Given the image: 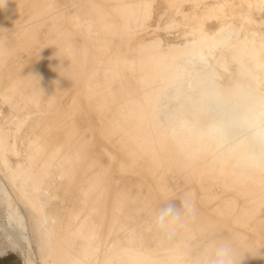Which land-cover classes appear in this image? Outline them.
I'll return each instance as SVG.
<instances>
[{"label":"rangeland","instance_id":"obj_1","mask_svg":"<svg viewBox=\"0 0 264 264\" xmlns=\"http://www.w3.org/2000/svg\"><path fill=\"white\" fill-rule=\"evenodd\" d=\"M40 1H41V3L43 5L40 3ZM79 1L77 0L78 6L76 7V4H75L76 0H72V1L71 0H69V1L68 0H66V1L65 0H63V1L62 0H59V1L58 0H49V1L48 0H33V1L32 0L31 1L30 0H25V1H22V0H19V1L18 0H0V15L2 16V17H0V20H1V22H3V23L0 22V26L3 25L2 27H0V30H1L0 35H3L5 37L8 36L7 38H8V40L10 38V43L13 41V43H11V45H10L11 47L14 46V43H15V46H17L16 47L17 51L14 53V57L17 60V65L19 67H21V68L17 67L18 68L17 69V74H19V75L21 74V76L23 75V79H25V80L28 79V78H31V83L32 82L37 83V82L42 81V84L45 82L44 84H47L48 86H50L52 84L55 86L53 88L56 91L53 92V90H52V94H51V100H52L51 107L52 108L50 107V109L48 111V114L46 112L43 115L44 122L51 118L50 120L47 121V132L50 135L51 134L53 135V133L55 131L54 134L57 133L56 135H58V133H59L60 136H61V133H62L61 137L63 138V136H64V140H66L65 143L68 145L67 147L65 146V149H67L69 147L81 146V145L85 146V148H86L85 149V155L81 159L82 161L80 160L81 166L82 167L85 166V167L82 168L80 166L81 167V168H79L80 171H81L80 174H79V170H78V177L79 178L76 179V183L74 182L77 186L82 184V186H83V187L81 186L82 190L80 188H78V191L80 189V191H79L80 193L76 190L77 187L75 186V188H73V192H68L70 194H69V196H67L68 193H63V192H65L64 191V188L66 187L65 184L64 183L62 184V187H63L62 188L56 182L55 185H54L55 187L51 188L50 193L45 194L47 196H43V197H45V198H43V201H45V203L47 204L46 205L44 202H42V196H41L40 189L35 190L33 188V186L31 185V183H29L28 181L25 180V177L21 174L19 166H17V162L16 161H15V163H16L15 165L16 166L14 165V159L10 155L9 148L8 147L7 148L3 147L2 144H1L2 142L0 140V264H48V254L50 253V251L52 249V240L50 239V237L46 233L45 227L48 225L49 222L50 223L52 222V219H50V218L49 219H45L44 218L43 221H42V217L40 216L41 215L40 212H42V211H38V210L34 209L30 202H28L25 199H23V196H28L31 199L32 202L41 204V206L43 207V211L44 212H47V211H49L50 213L52 212L51 214H53L55 216H58L59 219H60V217H62L63 219L66 220V216H67V219H68V216H69L68 214L71 211L74 212L75 211L74 209H76L77 215L81 214V216L80 215L77 216V218L79 220V222H78L79 224L77 223L78 225L77 224H72L73 225L72 226L71 223H68V224L65 223L66 225L64 224V226H63V230L65 229L66 232H68V233L70 232L71 234H73L74 238L72 239L71 242L68 243V245L66 247V250L64 251L63 260H62L61 264H76V263H70L69 262L70 258L68 257V249H74V247L76 248L78 246V244L80 243V239L84 237V233H83L84 232V227H82L83 226L82 222H85L86 223L85 225H89V223H90L89 221H91V223L96 221V223L99 224V226H100L99 234L100 235L104 234V237H106L108 235H111V236L115 237V239L117 238V241L118 240L120 241V242L118 241V243H117V242H115L116 240L114 241L112 239L113 241H110V243L108 242V244L110 245L108 247L111 248V251H108V253L106 255V258L109 259V260H112V261L115 260V258L120 254L121 249L130 248V247H133V248L136 247L137 248V247H143V246H144V248L147 247V249H149V254L151 256L157 258V256L160 253V248L163 246L165 248L168 247L170 252L171 253H175L176 256H184L186 258V262L184 261L183 264H202V259L204 258L203 255L206 254L205 250H207V248L210 247V245L213 242H215L216 240L217 241H221L222 239H224V240L226 239L227 241H231L232 244H236V245H234V247L236 248V250H238L237 252H239L241 250V252H242L241 255L242 256L240 258V262H241L240 264H245V263L246 264H253V263H251L252 261H251V258H250L252 256H260V257L264 258V251H263L264 250V235L261 234V232L264 233V226H262V224L264 223V206L262 205L263 206L262 207L261 205H257L256 203H254V204L253 203H248L246 198H248L249 192H247V191H244V192L243 191H241V192L238 191L237 192L234 187H231L229 189L230 191L226 189V187H227V183L226 182H227V180L229 178H231V179L232 178L233 179L234 178H236V179L239 178L238 176H236L235 171H233V169L231 167H226L225 168V170H224L225 177L224 178H221L219 176H211L209 178H206L204 181L202 180L203 181V184H202V181L198 182V180H197V179H199L198 177H200L202 174L208 173L211 170V165L209 163L207 165L206 161H198V162H196L195 166H196V169L198 171V173L196 174L197 176L195 177V178H197L196 179L197 182H196V181H194L195 179L192 177V175L188 171L183 170L181 168L180 163L179 164L178 163H175V164L174 163H170L167 166H162V164L165 163L167 160H169L170 157H171L169 152H167L165 150L161 151V155H162L161 158H157V157L154 156V158L152 159V162H148L146 160L144 161V159L142 157L148 150L153 149L155 151H158V149L152 145L151 139H152L154 133L162 135L164 133V131H165V124L168 123V121L170 122V120L172 118L171 117H166L164 119L162 118L163 119L162 120L163 121L162 124H159L158 122H156L154 120L152 122H150L146 126H144V123L141 122V120H138L137 122L132 124L133 122L131 120H133L134 118L139 117L140 115H139V113L137 111L134 110L135 107H138L136 102L135 101L132 102L130 100V98L132 97L131 88H133V86L131 84V80L129 81L128 79H126L127 75H124V74H126V70L122 69V66L127 64L130 67V69L133 70V72L136 74V77H138V78L140 76H142V75L154 74L155 79H157L159 82H162L163 76L160 74V72L162 70V67L164 65H166V64H169V62H171V58H173L174 56L177 55V52H175L174 50L169 51L167 49H164V48L162 49L161 48L158 51L157 50L156 51L153 50L151 56L146 61H142L141 56H138V55H134L132 60L128 59L127 57H124V55H129L130 54V52H131L130 49H131V47H133L135 45L134 43H135V41L137 42V39L141 38L139 40L145 41L146 38L149 35H148V32L145 33V31H142V32H140V35L142 37L138 33L135 37H130V38L125 37V39H124L123 38L124 35H123V33H121L123 30H122V28H121V30L119 29L121 27V26H119V22H120L119 21V17H120L121 20H123L124 22H127V23H128V20H130V19H132V20L138 19L139 15L141 14V11H142L141 10V5L144 2H142V0H138V1L137 0H131V1L116 0L119 3L116 2L117 3V4L115 3L116 6H112L113 2L110 3L109 1H106V0H100V1L98 0L99 2L102 1V3L96 2L97 0H87V1L81 0V2L83 1V3L80 2V5H79ZM88 1H89V3H88ZM15 2L17 3L16 8H14L15 5H16ZM18 2H19L20 6H18ZM68 2L69 3L72 2L71 7H72V5L75 4L74 8L73 7L72 8L69 7L68 6L69 5ZM6 3H7V5H6ZM48 3L54 4V5H50ZM57 3H59V4H57ZM67 3H68V5H67ZM109 3L111 5H109ZM206 3H208V2H206ZM209 3H211V2H209ZM46 4H48V5L45 7ZM81 4L82 5L84 4V6L82 7ZM86 4L88 6H86ZM29 5H30V7H29ZM65 5H67V7H69V8H71V10L70 9L68 10V8H67L66 11H65V8H66ZM184 5H186V4H184ZM21 6L24 7V8H22V11L20 10ZM25 6H26V8H25ZM89 6H91V7H89ZM106 6L109 7V10H111L112 13H110L111 11H107V9H106L107 7ZM33 7L35 9H33ZM52 7L55 9V11H54V9ZM110 7H112V8L110 9ZM12 8H14V9H12ZM42 8H44V9L42 10ZM86 8H88V9H86ZM100 8H101V10L103 9L102 12H101ZM5 9H6L7 12H5ZM84 9H85V11L87 13L84 11ZM112 9H114V10H112ZM17 10H18V14H16ZM57 10L60 12V14H58L59 12L57 13ZM61 10H64L63 11L64 14L62 13ZM82 10H83V12H82ZM263 10H264V8H258L257 12L260 11V13H262V12L264 13ZM8 11H10V13L12 12V14L10 15V13ZM27 11L29 13L30 12L31 13L29 14ZM68 11H69V13H68ZM114 11H116L117 13L114 12ZM70 12H72V13H70ZM24 13L26 14V16H25ZM51 13L53 14V16H52ZM65 13L67 14V17H66ZM79 13H81V14H79ZM83 13H86V14H83ZM93 13L94 14L96 13V14L94 15ZM48 14L49 15L51 14V15L48 16ZM91 14H93L94 17ZM9 15H10V17H9ZM13 15H15V16H13ZM16 15H18V17L20 19L16 18ZM57 15H59V16H57ZM28 16L30 17V19H29ZM44 16H48L49 19L47 18V20H45L46 17H44ZM3 17H4V19H6V17L9 18L10 20H12V22L9 19L4 20ZM13 17H14V20H13ZM88 17H89V19H88ZM55 18H56L57 21L55 20ZM68 18L71 19L72 21L71 20L69 21ZM117 18H118V21H117ZM39 19H40V22H38ZM65 19L68 22H66ZM109 20H110V22H108ZM5 21L8 22V23H6ZM27 21H28V24H30L29 26L27 24ZM34 21H36V22H34ZM4 22L6 24H4ZM58 22H60V23H58ZM10 23L14 24V25H12L14 27H12L10 25ZM68 23H70V24H68ZM7 24H9L12 27V29L10 30L11 32L8 30L11 27H9V25H7ZM35 24H37L36 28H35ZM46 24H47V26H46ZM50 24H52V26ZM64 24H66V26H67L66 28H64L65 27ZM4 25H5V27H4ZM21 26L24 27V28L21 29L20 28ZM25 26L27 28H25ZM81 26H83V28H85V29H83ZM33 27L35 28V30H34ZM75 27H76V29H75ZM53 28L54 29L56 28V30H54ZM4 29H6V30H4ZM29 29H30V31H29ZM65 29H67V30H65ZM71 29H73V31H71ZM94 29H96V30H94ZM15 30L18 31V32H16ZM42 30H44L45 32L43 31V33H42ZM50 30H52L51 33L49 32ZM99 30H101V31H99ZM115 30L116 31L118 30V31L116 32ZM63 31H66V32H63ZM69 31H70V33H69ZM113 31H114V33H113ZM119 31H120V33H119ZM20 32H23L24 34L21 36ZM53 32H55L54 34H57V35H54ZM79 33H81V34H79ZM143 33H145V40H144ZM25 34H26V36L28 38H26ZM33 34H36V35L33 36ZM11 35L14 36L12 41H11V38H12ZM15 35H17V36H15ZM155 35H157V33H155ZM35 36H36V38H35ZM49 36H51L52 38L49 37ZM79 36L80 37L82 36L83 39L81 40V38ZM22 37H24V38H22ZM32 37H33V39H32ZM41 37H43V38H41ZM119 37H121V38H119ZM14 38H15V40H14ZM29 38L31 39V41H30ZM79 38L81 40L79 42L80 44H81V42L84 44L86 41H87V43H85L84 45L82 44V46L79 43H77L79 46L76 43L75 44L73 43V45L77 46V48L75 46L71 45L72 42H73L72 40H74V41L77 40V42H78ZM86 38H87V40H86ZM47 39H49L50 41L47 40ZM63 40H64V42H68V43L62 42ZM66 40H68V41H66ZM107 40H110V41H108V42H110L109 44H108V42H106ZM115 40L118 41V42L115 43ZM60 41L62 43H64V44L62 45V43H60ZM127 41H128V43L125 44V42H127ZM58 42L60 44H58ZM70 42H71V44H70ZM95 42H96L97 46L95 45ZM113 42L116 45L113 44ZM21 43H25L24 46L20 45ZM45 43H48V44L45 45ZM89 43H91V44H89ZM121 43L123 45H125V46H122ZM28 44H29V46H28ZM87 44H88V46H87ZM33 45H34V48H32ZM57 45L58 46L60 45V48L57 47ZM89 45L92 48V50H90L91 53L89 52V48H90ZM25 46H27V47L24 48ZM116 46H117V48H116ZM126 46H128V49L126 48ZM35 47H37V48H35ZM16 48H15V50H16ZM22 48L24 50H22ZM27 48H29V51H28ZM41 49L44 52V53L42 52V54H41ZM66 49H68L69 51L66 50ZM76 49H77L76 52H78V53H75L74 50H76ZM93 49H94V51H93ZM55 50H57V51H55ZM115 50H117V51H115ZM119 50H120V52H119ZM37 51H38V53H37ZM48 51H50L51 54ZM168 51H169V53H168ZM23 52H24L23 55H20V56L18 55V59H19L18 60L17 59V54H22ZM92 53H93V55H92ZM109 53H111V55H109ZM30 54H32V56ZM36 54L37 55L40 54L39 58H36V57H38ZM44 54H45V56H44ZM48 54H50V56ZM66 54L69 56V59H67L68 56H66ZM77 54H78V57H76ZM90 55H92V58H91ZM106 55H107V57H106ZM21 56H23V57H21ZM30 57L31 58L34 57L33 59L35 61L33 59H31ZM53 58L54 59L56 58V59L54 60ZM104 58L105 59L108 58V59L105 60ZM256 58L258 60H264V52L258 53L256 55ZM88 59H89V61L87 63ZM47 60H49V61L51 60V61L49 62ZM28 61L29 62L31 61L30 63L32 65ZM18 62H20L19 63L20 65L18 64ZM58 62L60 64V66H59ZM249 62H250L249 60H246L244 65H243L244 66L243 69L241 71H239V72L238 71L235 72L234 68L231 69L232 73L224 72V76L226 78H228V80L226 82H224V83H220L219 81H217L215 79L212 82V84H210L206 88H202V89L186 88L181 93L180 97L176 100V106H178L179 111L181 113H184V114H188V113H191V112H194V113H197V114H202L203 112L208 110V114H215L216 112L220 111L222 108L226 107V108H232L233 112H235L236 114H242V112H245L246 110H248L250 108L251 109L252 108H260V109L264 108V89H263V86L260 87L253 80L254 72H253L251 66L249 65ZM49 63H50V65H49ZM67 63H70L69 64L70 66ZM107 63H109V64H107ZM23 64H25V65H23ZM46 64L49 65V66H47ZM86 65H87L88 68L86 67ZM96 65H97V67H96ZM29 66H30V68H29ZM68 66H69V68H68ZM89 66H90V69H89ZM100 66H102V67H100ZM24 67L27 68L26 69V73H27L28 68H29V73L25 74V72H24L25 70L22 71V68L25 69ZM70 67H71V69H73V67L75 68V69H73V72L70 69ZM44 68L47 69V71ZM59 68L61 70H59ZM62 68H63V70H62ZM35 69H36V71H35ZM54 71H56L55 74H58L57 76H55ZM57 71L60 72V73H57ZM62 72H63V74H66L65 76H67V77H65L62 74ZM66 72H69V74L66 73ZM70 72L73 73V75L70 74ZM74 72H76V73H74ZM81 72H82V74H81ZM75 74H77V76ZM52 75H53V77H52ZM61 75H63V77H65L64 80H63V77ZM71 75L75 79L72 78ZM31 76L32 77L34 76V77H37V78H34V77L32 78ZM67 78H68V80H67ZM82 78L86 81V83H84L85 81ZM92 78H94L95 80L92 79ZM88 79H92L94 81L88 80ZM100 79H102V81ZM78 81H80V82H78ZM125 81H126V83H125ZM55 82H56V84H55ZM118 82H120V84L122 83L121 86H120V84H118ZM93 83H94V85H92ZM112 83H113V85H112ZM127 83L129 85H127ZM28 85L29 86L27 87V84H26L25 87L26 88H30L31 84L28 83ZM57 85H58V87H56ZM78 86H79V88H78ZM85 86H86V88H85ZM66 87H68L69 89L68 88L66 89ZM115 88L119 89V91L118 90L116 91ZM75 89H76V91L78 93L79 92L80 93L78 94L75 91ZM84 89H85V91H82ZM70 90H71V92H70ZM210 90H215V91H217L219 93V96H218L219 97L218 98L219 101L217 102V107L216 108H211V106H210L211 101L205 99V97H206L205 95L209 94L208 91H210ZM72 92H73V94H69V93H72ZM114 92H116L117 94L114 93ZM56 93H58V95ZM61 93H62V95H63V93H64V95L65 94L67 95L66 96L67 102H66V98H64L63 97L64 95L62 96ZM113 94H115V96ZM56 95H57V98H56ZM78 95H79V97H78ZM119 97H123L122 100H124V101L122 102V100L119 99ZM124 97L127 98V99H125ZM55 98H56V100H55ZM80 98L82 99V101L85 99V101H83V103L84 102L87 103V104L85 103L86 105H84V107H82L83 104H81V102L79 103V101L81 100ZM57 100H58V102H57ZM69 100H70V102H69ZM118 100H120V101H118ZM89 103L92 104V106ZM93 103H94V105H93ZM128 103H130V104H128ZM79 104H81V105H79ZM116 105H119V109L121 108L120 110L123 111V112H120V110L117 109L118 107ZM85 106H86V108H85ZM87 107L90 108V109H87ZM112 108H113V111H112ZM85 109L87 111L89 110L87 114H86L87 111ZM93 109L96 110V111L94 110L95 114L93 113ZM124 110H125V112H124ZM114 111H115V115H114ZM116 111H118V112H116ZM91 113L93 114V116H92ZM5 114H6L5 110L3 109L2 105L0 104V117L5 115ZM46 114L48 115V117H47ZM45 115H46V117H45ZM90 115H91L92 119H90ZM94 115H96V117ZM82 116L83 117L85 116V117L83 118ZM88 116H89V121H88ZM238 116L239 115H237L236 118H238ZM94 117L96 118V120H95ZM114 117H115V119L113 120L112 118H114ZM45 118H46V120H45ZM57 118H59V119H57ZM76 118L77 119L79 118L80 121L77 120ZM83 119H85V120H83ZM86 119H87V121H86ZM93 119H94V121H93ZM64 120L67 123L64 122ZM204 120H205L204 122H197L196 126H200L203 129H207L211 125L217 123L220 119H218V118H210L208 120H206V119H204ZM128 121H130V122H128ZM139 121H140V123H138ZM51 122H53V123L51 124ZM60 122H61V124H60ZM88 122H91V123H89L90 126L88 125V128H86L85 125H87ZM95 122L97 123L98 126H95L96 124L93 125V123H95ZM108 122L110 124L112 123L113 125L112 124L109 125ZM125 124H127V125L125 126ZM130 124H132L134 126H132V128H131V126H129ZM106 125L107 126L109 125L110 127H113V128H110L109 126L107 128ZM68 126L71 127V128L74 126V128L72 129L73 133H74L75 129L77 128L76 131H75L76 134L75 133L72 134L71 133L72 130H70L71 128L67 129ZM93 127H95V129L98 127L96 129L97 133L95 132L96 130ZM99 127H100V131H98ZM101 127L103 128V131L105 130L104 132H102V135H101V131H102ZM68 130H69V132H68ZM117 131H119V132H117ZM80 132L82 134H80V136H78ZM92 132H95L96 134H94ZM99 132H100V135H99ZM89 133L91 134V135H89L90 137L88 136ZM115 133H116V135H115ZM85 135H86V137H85ZM96 136H97L96 139H98L97 142H96V139H95ZM109 137H110V139H109ZM100 138H101V141H99ZM102 138L104 139V142L105 141L109 142V143L106 142L107 144H109V147L112 146L110 149H112V148L115 149L116 148L115 150L113 149V151L114 152H119L120 156H119L118 153L117 154L114 153L109 148L107 149L106 147H108V146L105 145L106 143L103 144L104 142H102V140H103ZM116 138H117V140H119V142H117ZM76 139H77V141L75 142ZM114 140H116V141H114ZM93 141H95V142H93ZM96 143H97V145H95ZM100 143L105 145V146L103 147V145H100ZM110 143H111V145H110ZM126 143H129V145L126 144ZM98 144L100 145V147H99ZM89 145H90L91 148L89 147ZM119 146L121 147V149H120ZM130 146H131V148H130ZM95 147H97V148H95ZM101 147H102V149H101ZM92 148H93V151H94L93 154H92V150H91ZM123 148H126L128 151H125L126 149H123ZM94 149L96 150V152H95ZM100 150L104 153V155L107 158H105L104 155H102V152ZM138 151H139V153H138ZM90 155H92V156H90ZM127 155H129L130 158ZM8 156H9V158L10 157L11 158L9 159ZM93 157H95V158L93 159ZM120 158L123 159L124 162L121 161ZM126 158H128V159H126ZM131 158H132V160H131ZM141 158H142V161H141ZM117 159H119V164H118V161L116 162ZM129 159H130V161H129ZM11 160H13V161L11 162ZM91 160H92V162H91ZM107 160H109V161H107ZM87 161L91 162V163L88 164ZM85 162L87 163V165L85 164ZM105 162L107 163L106 166H105ZM139 162H142V163H139ZM172 162H174V161H172ZM116 163H117V166L115 165ZM204 163H205V165H204ZM113 164H114V166H113ZM149 164H151V165H149ZM137 165H138V167H137ZM86 166H88L89 168L88 167L86 168ZM144 166H146V167H144ZM92 167H93V169H92ZM99 167H100V169H99ZM115 167H116V169H115ZM113 169H114L115 172H117V171L118 172L121 171V172H119V173L117 172V173L114 174ZM165 169L167 171H165ZM110 170H112L113 173ZM175 170H176L177 174H176ZM106 171H108V173L111 172L108 175L106 180H104V181L96 180L98 175H100V174H102L103 172H106ZM82 172H85V173L81 175ZM91 172H92V174H90ZM144 172L147 173V174L145 175ZM155 174H158L159 176L154 177V176H156ZM169 174H170V176H169ZM142 175H145V176H142ZM176 175L177 176L181 175L182 177L180 176L181 177L180 178L179 176L177 177ZM120 176L125 178V179L123 180V178H122L123 181L119 180ZM125 176H127V178ZM146 176L148 177V179L144 178ZM168 177H170L169 178L170 180L168 179ZM174 177H175V179L177 181H175ZM191 177L193 178V180H192ZM110 178H112V180ZM113 178L117 179V180H115V182H113ZM128 178H131V180L128 179ZM149 178H150V180L151 179H153V180L155 179V180L150 183V182H148V181H150ZM82 179H83V181H82ZM127 179H128L129 182L127 181ZM139 179L142 182V184H141L140 181H137L139 183V185H140V186L138 185V187H137L136 185L138 183L136 182V180H139ZM141 179L144 180V181H142ZM183 180H184V182H183ZM206 180L208 181L207 183L209 185L211 184L210 186H207L208 184L206 183ZM132 181H133V183L131 184ZM166 182H168V184L169 183L172 184L173 182H176V183H173L172 185H170V184L168 185ZM186 182L188 184H186ZM100 183H104L107 186V188L105 190V193L101 194V196H98L99 194H97V195L96 194H90L91 196L89 194H87L89 192L88 190L92 191L94 186L96 184H100ZM127 183H128V185L131 184L129 186L130 188L128 187ZM56 184L60 187V188L58 187L59 190H61L63 192H61L59 190L55 191V188L58 189ZM148 184H150V185H148ZM195 184L196 185H198V184L200 185V187L198 185V187H199L198 189L199 190L197 189V192L199 193V195H197V196L200 197L201 199L200 198L198 199L197 196H195L197 194L196 185ZM86 185H88V186H86ZM114 185H116L114 187V188H116V191L117 190H121L120 193L118 191H117V193L113 192V191H115V189L113 188ZM173 185H175V186H173ZM184 185H185V187H184ZM126 186H127V189H126ZM133 186H134V188H133ZM145 186H146L148 191L145 190L146 189ZM187 186H188V188H187ZM212 186H213V188H212ZM215 186H216V188H215ZM155 187H157V188H155ZM181 187H183V188H181ZM204 187L209 190L208 193H206V194L203 193V192H205L207 190V189L205 190ZM184 188H187V189H184ZM222 188H224L225 190H222ZM74 189H75V191H77L76 194L74 192ZM130 189H131V191H130ZM194 189H195V191H194ZM85 190H87V191H85ZM110 190H112V191L110 192ZM156 190H159V191H156ZM183 190L186 193L185 192L183 193ZM124 191L125 192L128 191V193L127 192L125 193ZM181 191H182V194H181ZM135 192H138V193H135ZM143 192H144V194H143ZM200 192H202V193H200ZM210 192H212V193H210ZM222 192H223V194H221ZM225 192L227 193V195L225 194ZM230 192L232 194H230ZM71 193H73V194H71ZM78 193H79V195H78ZM5 194H6V196H5ZM38 194H39V197H38ZM86 195H89L88 197H90V198H95L94 195H96V198H99L97 200V202L95 203V204H98V205H94L95 208L92 207L93 209H91L89 207L90 203L86 202V200H85ZM178 195H180V196H178ZM64 196H67L68 198L67 197L65 198ZM190 196H191V198H190ZM235 196H237V197H235ZM180 197H182V199ZM71 198H72V200H70ZM186 198L188 199V201L190 200L189 202H190V205L193 207V212H191L190 214H188L184 218L183 224L185 225V227H183L184 225L182 224L181 226H179V227H177L175 229V234L172 235V236H175L176 239H175V237H173L174 239H171V236L168 237V235H166L165 233H161V231H159L155 227H153V218H154L155 214L157 213V211L160 208L164 207L167 204H174L176 206L178 205V207H182L181 202L184 199H186ZM80 199L83 201V203L85 205L83 203L77 202V200H80ZM102 199H103V201H106L105 202L106 204L104 202H102ZM239 199H241V200H239ZM60 200H61V203H60ZM120 200H122V201H120ZM136 200H138V201H136ZM154 200H156V201H154ZM159 200H162V201L160 202ZM163 200H165V201H163ZM204 200H205V202H204ZM242 200H244V201H242ZM52 201H53V203H52ZM99 201L102 202V204ZM239 201H240V203L243 206L239 203ZM196 202L198 203L197 205H196ZM214 202H215V205H214ZM199 203L200 204H204V205H200ZM64 204H66V205H64ZM82 204H83V206H82ZM150 204L153 205V206H151L152 209L150 207H148V206H150ZM246 204H248V205L244 206ZM145 205L147 206V209H146ZM198 205L201 207L200 208L201 210L197 209V208H199ZM207 205L213 206L214 209L211 206L209 207ZM9 206L14 208V209H16V210H18V213H20V216L24 220L25 228L23 227V225L20 222H18L17 215L14 214L13 211H11ZM47 206H48L49 210H48ZM65 206L66 207L69 206V207L66 208ZM196 206H198V207H196ZM63 207H65V209L67 211L66 210L64 211V209H62ZM204 207H205V209H204ZM58 208L60 209L61 213L59 212ZM52 209H54V210H52ZM86 209H90V210H86ZM202 209L205 211V215L203 214L204 211ZM261 209L263 210L262 211L263 214L260 212ZM85 210H86V212H85ZM206 210H208V211H206ZM236 210H238V211H236ZM57 211L59 212L58 213L59 215L57 214ZM151 211H153V212H151ZM259 212L261 213V216H263V217L260 216ZM63 213H65V215L66 214L67 215L65 216ZM152 213H154V214H152ZM207 213L209 215H207ZM225 213L227 215L228 214H231V215L227 216ZM82 214H83V216H82ZM210 214H212V215L210 216ZM213 214H214L215 220H213V222H212V219H214L212 217ZM99 215H101L102 217L99 216ZM232 215H233V217H232ZM194 216H196L198 218H196ZM200 216L201 217L203 216V219H201L199 221V217ZM208 216L210 217V220H208V218H209ZM188 217H190V218H188ZM191 217H193V218H191ZM219 217L220 218L222 217V218L220 219ZM244 217H245V219H244ZM95 218H96V220H95ZM101 218H102V220H104V219L105 220L102 221ZM216 218H217V221L219 219V220H221V222L222 221H227V222H225V223L222 222L223 225L222 224L220 225V223H219L220 221L216 222ZM112 219H113V221H112ZM186 219H188L189 221L186 220ZM191 219H193L194 221L191 220ZM205 219H207L209 222H206L207 220H205ZM255 219H257V220H255ZM230 220H233L232 223L236 227L233 226V224H232V226H230L231 225ZM115 221H117L116 222L117 224H115ZM210 221L216 227L217 226L219 227V225H220L219 229H217L218 228L217 227L216 230H215L214 226L212 225V223ZM254 221H255V223H254ZM228 222H230V223L228 224ZM252 222L254 223V225L252 224ZM112 223H114L115 225H113ZM132 223H133V225H132ZM204 223H205V225H204ZM207 223H210V224H207ZM225 224H228V225H225ZM102 225H103V227H102ZM190 225L192 227L194 226V228H196V230H193L190 227ZM209 225H212L213 227H211ZM260 225H261V227H260ZM187 226H188V228L190 227L191 229H188ZM197 226L198 227L200 226V227L198 228ZM255 226H256V228H255ZM182 227L188 229L187 235L183 238V241L186 242L188 247L185 246L186 244H185V242L182 241V237L177 236V235H179V233H181V230H182L181 228ZM204 227L208 228V229H205ZM231 227H235V229L231 228ZM247 227H248V229H246ZM70 228H71L72 232L70 231ZM108 228L109 229H113V231L109 230ZM203 228L205 229V231H203L204 230ZM222 228H224V229L222 230ZM249 228H250V230H249ZM209 229L211 231H209ZM232 229H234V231ZM240 229H243L244 231L245 230L248 231L249 234L246 231H245V233H247V234H245L243 232V230H241L242 232H240ZM259 229H261V230H259ZM262 229H263V231H262ZM206 230H208V231H206ZM227 230H228V233H230V234L227 233ZM110 231H112V233L116 232L117 234L112 235L111 233H109ZM124 231L125 232L127 231V232L125 233ZM133 231L134 232H138V234L135 233L134 236H133L134 238L132 237L131 241L123 239L124 236H128L129 233H131ZM190 231H192L193 233L190 232ZM199 231H200V233H201V231H203L201 233L202 235L201 234H197V233H199ZM213 231H214V233H213ZM237 231L240 232V233H238ZM259 231H261V232H259ZM120 232L123 233V234L125 233V234L122 236V234ZM205 232H207V233H205ZM234 232L236 233V235H234L235 234ZM119 233L121 234V236H119L120 235ZM189 233H192L191 234L192 236L189 235ZM252 233H254V234L252 235ZM154 234H156L157 236L154 235ZM209 234H210V238L209 237L206 238L207 236H209ZM227 234H228V237H226ZM138 235H139V237H137ZM219 235H221L222 237H220ZM249 235H251V237ZM254 235H256V236L254 237ZM212 236H213V238L211 239ZM232 236H233V239H230V238H232ZM246 236L249 237L250 239L247 238ZM262 236H263V238H262ZM118 237H122V238H120L122 240H120ZM163 237H166V238L163 239ZM199 237H202L203 239H201ZM223 237H225V238H223ZM256 237H258V238H256ZM167 238H168V240H167ZM180 238H181V240H180ZM195 238L196 239H200L201 241H203L202 244L199 241L200 244H201V245H199V243H197L198 240L196 241ZM227 238H229V240ZM244 238H246V239H244ZM159 239H161V240H159ZM162 239L164 240V243H163ZM185 239L186 240L188 239L187 241H189V242H187ZM191 239L192 240L194 239V240L192 241ZM205 239L206 240L209 239V240L206 241ZM214 239H215V241H214ZM133 240H134V242L137 241L135 244L138 243L135 247H134V244H132V243H134ZM237 240H238V242H237ZM240 240L242 242L239 243ZM247 240H249V242H246ZM251 240H253L254 242L251 241ZM125 241H126L127 244L124 243ZM173 241H175L176 243L173 242ZM209 241H211L212 243L209 244L210 243ZM102 242H103L102 246H105L104 245L105 241H102ZM190 242H194L195 245L194 244L192 245V243H190ZM128 243H130V244H128ZM170 243H171V245H170ZM257 243H260V245L257 244ZM120 244H122V248H121ZM131 244H132V246H131ZM139 244L142 245V246H139ZM163 244H165V245H163ZM173 244H175V247H174ZM176 244H177V246H176ZM113 245H114V247H113ZM117 246H118V248H116ZM153 246H156V247L154 248ZM171 246H173V247H171ZM192 246H195L196 248H193ZM241 246L242 247L244 246L246 250L244 249V247L242 248ZM106 247H107V245H106ZM201 247H204V248H201ZM237 247H239V249ZM192 248L195 251H193ZM197 248H199V249H197ZM247 248H249L250 250L247 249ZM255 248H256V250H254ZM261 249H263V250H261ZM199 250H201L202 253H200ZM260 250H261V252H260ZM190 251H193L194 253H192ZM239 256H240V252H239ZM247 258H248V260H247ZM241 260H243L244 262H242ZM191 261H193V262H191ZM106 263L107 264H121V262H115V261L112 262V263H109V261H107ZM84 264H89V263H84Z\"/></svg>","mask_w":264,"mask_h":264},{"label":"bare ground","instance_id":"obj_2","mask_svg":"<svg viewBox=\"0 0 264 264\" xmlns=\"http://www.w3.org/2000/svg\"><path fill=\"white\" fill-rule=\"evenodd\" d=\"M19 1V0H18ZM25 1V0H22ZM31 1V0H30ZM33 1V0H32ZM49 1V0H48ZM59 1V0H58ZM63 1V0H62ZM66 1V0H65ZM69 1V0H68ZM72 1V0H71ZM79 1V0H78ZM83 1H87V0H83ZM83 1L81 2V0L79 1V5L80 2L83 3ZM100 1V0H99ZM98 0L96 2H99ZM109 1L110 3H112V6H116L115 3L118 2L116 0H106ZM127 1H131V0H127ZM138 1V0H137ZM29 2V1H28ZM44 2V1H43ZM55 2V1H54ZM142 2H144L141 5V14L139 15V18L136 20H128L127 22H124L123 20L120 19L119 17V26H121L119 29L121 30L122 28V32L124 35V39L125 37H135L138 33L140 35V32L145 31V33L148 32V37L145 40V33H143L144 35V40L145 41H141L139 39H137V42L135 41V45L133 47H131L130 49V54L129 55H124V57H127L128 59L132 60V58L134 57V55H138L141 56L142 61H146L152 54L153 50L154 51H158L159 49H167L169 51L174 50L175 52H177V55L174 56L173 58H171V62H169V64H166L162 67V70L160 72V74L163 76V80L162 82H159L157 79H155L154 74H149V75H142L139 78L136 77V74L133 72L132 69H130V67L126 64L122 66V69L126 70V79H128L129 81L131 80V84L133 86V88H131V95L132 97L130 98V100L132 102H136L138 107H135V111H137L139 113V117L134 118L133 120H131L132 124H134L135 122H137L138 120H141V122L144 123V126L148 125L150 122H152L153 120L158 122L159 124L163 123V119L166 117H171L172 119L170 120V122L168 121V123L165 124V131L162 135L154 133L152 139H151V143L154 147H156L158 149V151H155L153 149L148 150L142 157L144 159V161H148V162H152V159L155 157L157 158H161V151L165 150L167 152H169V154L171 155L170 159L167 160L165 163L162 164V166H167L170 163H180V166L183 170L188 171L192 177L195 179L194 181H196L197 178H195L198 173L197 169H196V162L198 161H206L207 165L208 163L211 165V170L208 173L202 174L200 177H198L199 179L198 182L200 181H204L206 178H209L211 176H219L221 178L225 177L224 174V170L226 167H231L233 169V171H235L236 176H238L239 178H229L227 180V187L226 189L229 190L231 187H234L236 189V191H247L249 192V196L248 198H246L248 203H256L257 205H263L264 206V108H250L248 110H246L245 112H242V114H236L235 112H233L232 108H222L220 111L216 112L215 114H208V110H206L205 112H203L202 114H197L194 112L188 113V114H184L181 113L179 111L178 106H176V100L180 97L181 93L186 89V88H192V89H202V88H206L208 87L210 84H212V82L216 79L217 81H219L220 83H224L228 80V78H226L224 76V72H229L232 73L231 69L234 68V71H241L243 69V65L245 63L246 60H249V65L251 66L254 75H253V80L261 87L263 86L264 89V60H258L256 58V55L260 52H264V13H260L257 12L258 8H264V0H142ZM167 2V3H166ZM169 2V3H168ZM208 2V3H206ZM211 2V3H209ZM16 3V2H15ZM21 3V2H20ZM32 3V2H31ZM41 3V1H40ZM47 3V2H46ZM62 3V2H61ZM69 3V2H68ZM67 3V5H68ZM74 3V2H73ZM87 3V2H86ZM89 3V1H88ZM99 3H102L99 2ZM109 3V5H111ZM119 3V2H118ZM24 4V3H23ZM22 4V5H23ZM42 4V3H41ZM50 4V3H48ZM46 4L45 7L48 5ZM59 4V3H57ZM72 2L69 3V7H71ZM76 7L78 6L77 4V0H76ZM74 4V5H75ZM95 4V3H94ZM98 4V3H97ZM105 4V3H104ZM117 4V3H116ZM186 4V5H184ZM188 4V5H187ZM7 5V3H6ZM36 5V4H35ZM43 5V4H42ZM50 5H54V4H50ZM67 5H65V11L68 8V10L73 7L74 5H72L71 8L67 7ZM12 6V5H11ZM17 3L15 5L14 8H16ZM18 6L19 2H18ZM81 6L83 7L84 4ZM86 6H88L86 4ZM258 6V7H257ZM30 7V5H29ZM91 7V6H89ZM88 7V8H89ZM94 7V6H93ZM107 7V6H106ZM10 8V7H9ZM12 8V9H14ZM18 8V7H17ZM22 7L21 6V11H22ZM26 8V6H25ZM32 8V7H31ZM41 8V7H40ZM53 8V7H52ZM51 8V9H52ZM64 8V7H63ZM81 8V7H80ZM86 8V9H88ZM112 7H110L111 9ZM114 8V7H113ZM136 8V7H135ZM257 8V9H256ZM33 9H35L33 7ZM44 8H42L43 10ZM54 9V8H53ZM77 9V8H76ZM75 9V10H76ZM82 9V8H81ZM105 9V8H104ZM107 11H111L109 10V7L106 8ZM24 10V9H23ZM78 10V9H77ZM101 10V8H100ZM103 10V9H102ZM101 10V12H102ZM114 10V9H112ZM261 10V9H260ZM55 11V9H54ZM62 13L64 14V10H61ZM85 11V9H84ZM89 11V10H88ZM264 11V10H263ZM5 12L6 9H5ZM10 13V11H8ZM15 12V11H14ZM28 12V11H27ZM59 11L57 10V13ZM75 12V11H74ZM79 12V11H78ZM83 12V10H82ZM86 12V11H85ZM116 12V11H114ZM29 13V12H28ZM31 13V12H30ZM29 13V14H30ZM53 13V12H52ZM51 13V14H52ZM67 13V12H66ZM65 13V14H66ZM69 13V11H68ZM67 13V14H68ZM72 13V12H70ZM87 13V12H86ZM83 13V14H86ZM90 13V12H89ZM92 13V12H91ZM112 13V11L110 12ZM117 13V12H116ZM12 14V12L10 13V15ZM16 14H18V10L16 12ZM25 14V13H24ZM42 14V13H41ZM50 14V15H51ZM60 14V12L58 13ZM66 14V17H67ZM78 14V13H77ZM81 14V13H79ZM94 14V13H93ZM91 14V15H93ZM96 14V13H95ZM94 14V15H95ZM114 14V13H113ZM4 15V14H3ZM9 15V17H10ZM22 15V14H21ZM48 14V16H50ZM62 15V14H61ZM60 15V16H61ZM93 15V17H94ZM116 15V14H115ZM15 16V15H13ZM26 16V14H25ZM30 16V15H29ZM28 16V17H29ZM48 16H44L46 17L45 20H47V18L49 19ZM53 16V14H52ZM51 16V17H52ZM59 16V15H57ZM69 16V15H68ZM81 16V15H80ZM87 16V15H86ZM0 17H2L0 15ZM64 17V16H63ZM97 17V16H96ZM16 18H19L18 15H16ZM15 18V19H16ZM4 19V17H3ZM9 18L6 17L7 20ZM20 19V18H19ZM30 19V17H29ZM67 19V18H66ZM65 19V20H66ZM85 19V18H84ZM89 19V17H88ZM97 19V18H96ZM111 19V18H110ZM10 20V19H9ZM14 20V17H13ZM34 20V19H33ZM44 20V19H43ZM44 20V21H45ZM53 20V19H52ZM51 20V21H52ZM56 20V18H55ZM68 20L70 21L71 19L68 18ZM108 20V19H107ZM12 22V20H10ZM30 21V20H29ZM57 21V20H56ZM72 21V20H71ZM112 21V20H111ZM118 21V18H117ZM1 22V20H0ZM6 22V21H5ZM8 23V22H6ZM14 22V21H13ZM36 22V21H34ZM40 22V19L39 21ZM54 22V21H53ZM66 22H68L66 20ZM110 22V20L108 21ZM3 23V22H1ZM15 23V22H14ZM20 23V22H19ZM26 23V22H25ZM60 23V22H58ZM117 23V22H116ZM17 24V23H16ZM28 24V21H27ZM43 24V23H42ZM49 24V23H48ZM70 24V23H68ZM87 24V23H86ZM9 25V24H7ZM10 25H14L11 24ZM9 25V27H11ZM25 25V24H24ZM30 24H28L29 26ZM34 25V24H33ZM35 24V28H36ZM44 25V24H43ZM52 26V24H50ZM54 25V24H53ZM72 25V24H71ZM70 25V26H71ZM3 26V25H2ZM0 26V27H2ZM47 26V24H46ZM64 28H66V24H64ZM95 26V25H94ZM117 26V25H116ZM5 27V25H4ZM8 27V26H7ZM14 27V26H12ZM12 27L10 29H8L9 31L12 29ZM73 27V26H72ZM71 27V28H72ZM83 28V26H81ZM16 28V27H15ZM21 29L24 27H20ZM25 28H27L25 26ZM34 28V27H33ZM34 28V30H35ZM50 28V27H49ZM62 28V27H61ZM70 28V27H69ZM68 28V29H69ZM78 28V27H77ZM81 28V29H82ZM14 29V28H13ZM54 29V28H53ZM74 29V28H73ZM73 29H71V31H73ZM76 29V27H75ZM74 29V30H75ZM85 29V28H83ZM6 30V29H4ZM56 30V28L54 29ZM53 30V31H54ZM67 30V29H65ZM96 30V29H94ZM16 31V30H15ZM23 31V30H22ZM30 31V29H29ZM44 30H42L43 33ZM59 31V30H58ZM83 31V30H82ZM101 31V30H99ZM112 31V30H111ZM116 31V30H115ZM118 31V30H117ZM116 31V32H117ZM11 32V31H10ZM18 32V31H16ZM45 32V31H44ZM50 33L52 32V30L49 31ZM61 32V31H60ZM66 32V31H63ZM85 32V31H84ZM98 32V31H97ZM104 32V31H103ZM1 33V30H0ZM7 33V32H6ZM21 36L24 34L23 32H20ZM47 33V32H46ZM55 32H53L54 34ZM62 33V32H61ZM70 33V31H69ZM77 33V32H76ZM114 33V31H113ZM120 33V31H119ZM150 33V34H149ZM155 33H157V35H155ZM27 34V33H26ZM25 34V36H26ZM37 34V33H36ZM36 34H33L36 35ZM81 34V33H79ZM85 34V33H84ZM42 35V34H41ZM45 35V34H44ZM57 35V34H54ZM77 35V34H76ZM109 35V34H108ZM120 35V34H119ZM138 35V36H139ZM17 36V35H15ZM29 36V35H28ZM48 36V35H47ZM75 36V35H74ZM94 36V35H93ZM112 36V35H111ZM114 36V35H113ZM117 36V35H116ZM141 36V35H140ZM139 36V37H140ZM8 37V36H7ZM0 35V104L2 105L3 109L5 110L6 114L0 117V140H1V144L3 147H8L9 148V152L10 155L12 156V158L14 159V165L16 164L15 161L17 162V166H19L20 172L21 174L25 177V180L28 181L29 183H31V185L33 186V188L35 190L40 189L41 192V196H42V202L45 203V201H43V196H47L45 194L50 193L51 188L55 187V183L57 182V184H59V186L62 187V184H65V188L64 191L59 190V186L57 185V188H55V191L59 190L63 193H68V192H73V188H75V186L77 187V191L78 188H82V184L80 185H76V179L79 178L78 177V170H79V174H80V169L81 163L80 160L83 158V156L85 155V146L81 145V146H73V147H69L67 149H65V146L67 147L68 145L65 143L66 140H64V136L63 138L62 133L61 136L56 135L53 133V135L49 134L47 132V121L50 120H46L45 118V122L43 119V115L48 111L52 105V100H51V94H52V90L53 92L56 91L54 90L53 87H55L53 84L48 86L47 84H42V81L40 82H32L31 83V78L28 79H23V75L21 76V74H17V67H19L17 65V60L14 57V53L17 51V46L11 47V43H13L12 39L14 36L11 35V43H10V38L8 40V38ZM20 37V36H19ZM38 37V36H37ZM45 37V36H44ZM51 37V36H49ZM55 37V36H54ZM53 37V38H54ZM76 37V36H75ZM80 37V36H79ZM91 37V36H90ZM103 37V36H102ZM105 37V36H104ZM142 37V36H141ZM17 38V37H16ZM24 38V37H22ZM26 38H28L26 36ZM36 38V36H35ZM40 38V37H39ZM43 38V37H41ZM46 38V37H45ZM44 38V39H45ZM52 38V37H51ZM56 38V37H55ZM72 38V37H71ZM70 38V39H71ZM78 38V37H77ZM81 40L83 39L82 36L80 37ZM79 38V41L77 42L72 40V44L70 42L71 45H73V43L77 44L79 43L81 40ZM85 38V37H84ZM115 38V37H114ZM121 38V37H119ZM138 38V37H137ZM30 39V38H29ZM33 39V37H32ZM62 39V38H61ZM15 40V38H14ZM28 40V39H27ZM41 40V39H40ZM43 40V39H42ZM49 40V39H47ZM87 40V38H86ZM118 40V39H117ZM120 40V39H119ZM123 40V39H122ZM143 40V39H142ZM29 41V40H28ZM31 41V39H30ZM29 41V42H30ZM50 41V40H49ZM68 41V40H66ZM110 40H107L106 42H108ZM64 42V40L62 41ZM60 41V43H62ZM90 42V41H89ZM118 42L115 40V43ZM124 42V41H123ZM18 43V42H17ZM38 43V42H37ZM44 43V42H43ZM58 42V44H60ZM64 43H68V42H64ZM62 43V45L64 44ZM87 43V41L85 42ZM84 43V44H85ZM110 42H108L109 44ZM113 42V44H115ZM127 42H125V44H127ZM25 43H21L20 45L24 46ZM31 44V43H30ZM48 43H45V45ZM80 44V43H79ZM82 42H81V46H82ZM83 44V45H84ZM91 44V43H89ZM112 44V45H113ZM119 44V43H118ZM117 44V45H118ZM122 44V43H121ZM132 44V43H131ZM52 45V44H51ZM54 45V44H53ZM78 45V44H77ZM96 45V42H95ZM94 45V46H95ZM116 45V44H115ZM114 45V46H115ZM133 45V44H132ZM22 46V47H23ZM29 46V44H28ZM75 46V45H73ZM79 46V45H78ZM88 46V44H87ZM97 46V45H96ZM110 46V45H109ZM122 46H125L122 44ZM19 47V46H18ZM27 46H25L24 48H26ZM38 47V46H37ZM35 47V48H37ZM57 47L60 48V45ZM56 47V48H57ZM77 48V46H75ZM90 47V45H89ZM113 47V46H112ZM16 48V50H15ZM32 48H34V45L32 46ZM39 48V47H38ZM79 48V47H78ZM117 48V46H116ZM123 48V47H122ZM126 48L128 49V46H126ZM19 49V48H18ZM29 51V48H27ZM45 49V48H44ZM86 49V48H85ZM120 49V48H119ZM20 50V49H19ZM18 50V51H19ZM22 50H24L22 48ZM68 50V49H66ZM65 50V51H66ZM92 48H89V52L91 53ZM113 50V49H112ZM125 50V49H124ZM46 51V50H45ZM57 51V50H55ZM54 51V52H55ZM69 51V50H68ZM75 53L76 50H74ZM94 51V49H93ZM103 51V50H102ZM110 51V50H109ZM117 51V50H115ZM161 51V50H160ZM168 51V53H169ZM20 52V51H19ZM42 49H41V54H42ZM50 53V51H48ZM62 52V51H61ZM88 52V53H89ZM107 52V51H106ZM111 52V51H110ZM120 52V50H119ZM123 52V51H122ZM32 53V52H31ZM38 53V51H37ZM44 53V52H43ZM68 53V52H67ZM89 53V54H90ZM116 53V52H115ZM159 53V52H158ZM24 52L22 54H17V59H18V55H23ZM51 54V53H50ZM50 54H48L50 56ZM84 54V53H83ZM96 54V53H95ZM107 54V53H106ZM113 54V53H112ZM120 54V53H119ZM32 56V54H30ZM37 55V54H36ZM93 55V53H92ZM92 55L91 58H92ZM98 55V54H97ZM102 55V54H101ZM109 55H111V53H109ZM108 55V56H109ZM123 55V54H122ZM27 56V55H26ZM25 56V57H26ZM39 58L40 54L37 55ZM45 56V54H44ZM47 56V55H46ZM66 56H68L66 54ZM65 56V57H66ZM99 56V55H98ZM116 56V55H115ZM23 57V56H21ZM24 57V58H25ZM64 57V58H65ZM78 57V54L77 56ZM81 57V56H80ZM105 57V56H104ZM107 57V55H106ZM122 57V56H121ZM23 58V59H24ZM27 58V57H26ZM31 58V57H30ZM34 58V57H33ZM31 58V59H33ZM82 58V57H81ZM89 58V57H88ZM94 58V57H93ZM109 58V57H108ZM107 58V59H108ZM126 58V59H127ZM22 59V60H23ZM54 59V58H53ZM56 59V58H55ZM54 59V60H55ZM67 59H69V56L67 57ZM77 59V58H76ZM75 59V60H76ZM96 59V58H95ZM101 59V58H100ZM105 59V58H104ZM105 59V60H107ZM112 59V58H111ZM114 59V58H113ZM116 59V58H115ZM19 60V59H18ZM34 60V59H33ZM86 60V59H85ZM164 60V59H163ZM21 61V60H20ZM26 61V60H25ZM32 61V60H31ZM30 61V62H31ZM35 61V60H34ZM49 61V60H47ZM51 61V60H50ZM49 61V62H50ZM57 61V60H56ZM68 61V60H67ZM77 61V60H76ZM89 59L87 60L88 63ZM92 61V60H91ZM94 61V60H93ZM111 61V60H110ZM139 61V60H138ZM29 62V61H28ZM29 62V63H30ZM41 62V61H40ZM74 62V61H73ZM20 62H18L19 64ZM44 63V62H43ZM42 63V64H43ZM110 63V62H109ZM107 63V64H109ZM28 64V63H27ZM31 64V63H30ZM29 64V65H30ZM34 64V63H33ZM59 64V62H58ZM68 65L70 63H67ZM20 65V64H19ZM25 65V64H23ZM32 65V64H31ZM45 65V64H44ZM47 65V64H46ZM50 65V63H49ZM47 65V66H49ZM54 65V64H53ZM85 65V64H84ZM104 65V64H103ZM60 66V64H59ZM58 66V67H59ZM70 66V65H69ZM68 66V68H69ZM82 67V66H81ZM87 67V65H86ZM93 67V66H92ZM97 67V65H96ZM102 67V66H100ZM21 68V67H19ZM25 68V67H24ZM30 68V66H29ZM29 68L27 73H29ZM38 68V67H37ZM41 68V67H40ZM43 68V67H42ZM46 68V67H45ZM44 68V69H45ZM88 68V67H87ZM106 68V67H105ZM26 69L22 68V71L25 70V74L26 73ZM57 69V68H56ZM71 69V67H70ZM73 69H75L73 67ZM73 69L72 72H73ZM90 69V66H89ZM20 70V69H19ZM47 71V69H45ZM59 70H61L59 68ZM63 70V68H62ZM36 71V69H35ZM67 71V70H66ZM80 71V70H79ZM86 71V70H85ZM23 72V73H24ZM31 72V71H30ZM56 71H54L55 74ZM83 72V71H82ZM81 72V74H82ZM57 73H60L57 71ZM65 73V72H64ZM69 74V72H66ZM76 73V72H74ZM86 73V72H85ZM99 73V72H98ZM102 73V72H101ZM53 74V75H54ZM63 74V72H62ZM70 74L73 75V73L70 72ZM114 74V73H113ZM50 75V74H49ZM52 75V77H53ZM58 74H55V76H57ZM64 76L66 74H63ZM63 75H61L63 77ZM71 75V76H72ZM77 76V74H75ZM86 75V74H85ZM84 75V76H85ZM107 75V74H106ZM160 75V76H161ZM26 76V75H25ZM35 76V75H34ZM33 76V77H34ZM44 76V75H43ZM70 76V77H71ZM89 76V75H88ZM102 76V75H101ZM32 77V76H31ZM32 77V78H33ZM40 77V76H39ZM67 77V76H65ZM63 77V80L64 78ZM99 77V76H98ZM121 77V76H120ZM37 78V77H34ZM72 78H74L72 76ZM45 79V78H44ZM47 79V78H46ZM60 79V78H59ZM75 79V78H74ZM83 79V78H82ZM94 79V78H92ZM92 79H88V80H92ZM34 80V79H33ZM62 80V81H63ZM68 80V78H67ZM84 80V79H83ZM95 80V79H94ZM92 80V81H94ZM102 81V79H100ZM120 80V79H119ZM35 81V80H34ZM47 81V80H46ZM85 81V80H84ZM116 81V80H115ZM69 82V81H68ZM80 82V81H78ZM96 82V81H95ZM31 84L30 88H26V84L27 87L28 85ZM53 83V82H52ZM73 83V82H72ZM82 83V82H81ZM86 83V81L84 82ZM100 83V82H99ZM126 83V81H125ZM56 84V82H55ZM58 84V83H57ZM71 84V83H70ZM69 84V85H70ZM83 84V83H82ZM118 84H120V82H118ZM122 84V83H121ZM120 84V86H121ZM85 85V84H84ZM90 85V84H89ZM94 85V83L92 84ZM113 85V83H112ZM117 85V84H116ZM127 85H129L127 83ZM68 86V85H67ZM82 86V85H81ZM80 86V87H81ZM123 86V85H122ZM58 87V85L56 86ZM114 87V86H113ZM61 88V87H60ZM68 87H66L67 89ZM79 88V86H78ZM82 88V87H81ZM86 88V86H85ZM101 88V87H100ZM62 89V88H61ZM69 89V88H68ZM77 89V88H76ZM75 89V91H76ZM96 89V88H95ZM116 91L119 89L115 88ZM63 90V89H62ZM80 90V89H79ZM94 90V89H93ZM60 91V90H59ZM73 91V90H72ZM74 91V92H75ZM81 91V90H80ZM82 91H85L82 90ZM123 91V90H122ZM121 91V92H122ZM58 92V91H57ZM71 92V90H70ZM77 92V91H76ZM96 92V91H95ZM78 93V92H77ZM80 93V92H79ZM78 93V94H79ZM83 93V92H82ZM81 93V94H82ZM116 93V92H114ZM209 94L205 95V99L210 100V106L211 108H216L217 107V102L219 101V93L215 90H210L208 91ZM58 95V93H56ZM69 94H73L69 93ZM117 94V93H116ZM130 94V93H129ZM54 95V94H53ZM56 95V98H57ZM62 95V93H61ZM64 95V93H63ZM62 95V96H63ZM115 96V94H113ZM66 94L63 96L64 98H66ZM123 96V95H122ZM79 97V95H78ZM109 97V96H108ZM55 98V100H56ZM123 97H119V99L122 100ZM125 98V97H124ZM81 99V98H80ZM79 99V100H80ZM112 99V98H111ZM127 99V98H125ZM54 100V101H55ZM75 100V99H74ZM78 100V101H79ZM87 100V99H86ZM85 101V99L83 100ZM82 99L79 101V103L81 102V104H83L82 107H84V105H86L87 103L84 102L83 103ZM92 101V100H91ZM120 101V100H118ZM124 100H122L123 102ZM58 102V100H57ZM66 102H67V98H66ZM70 102V100H69ZM76 102V101H75ZM114 102V101H113ZM60 103V102H59ZM62 103V102H61ZM78 103V102H77ZM86 103V104H85ZM63 104V103H62ZM79 104V105H81ZM90 104V103H89ZM88 104V105H89ZM130 104V103H128ZM127 104V105H128ZM56 105V104H55ZM65 105V104H64ZM75 105V104H74ZM87 105V106H88ZM92 106V104H90ZM89 105V106H90ZM94 105V103H93ZM121 105V104H120ZM70 106V105H69ZM68 106V107H69ZM76 106V105H75ZM119 109V105H116ZM122 106V105H121ZM120 106V107H121ZM115 107V106H114ZM124 107V106H123ZM52 108V107H51ZM66 108V107H65ZM78 108V107H77ZM86 108V106H85ZM79 109V108H78ZM87 109H90L87 107ZM121 109V108H120ZM119 109V110H120ZM132 109V108H131ZM86 110V109H85ZM93 109V113H94ZM118 110V111H119ZM126 110V109H125ZM124 110V112H125ZM83 111V110H82ZM87 111V110H86ZM85 111V112H86ZM89 111V110H88ZM88 111L86 112V114L88 113ZM96 111V110H95ZM113 111V108H112ZM116 111V112H118ZM120 112H123L120 110ZM46 114V115H47ZM78 114V113H77ZM92 114V113H91ZM95 114V113H94ZM106 114V113H105ZM45 115V117H46ZM84 115V114H83ZM107 115V114H106ZM114 115H115V111H114ZM169 115V116H168ZM238 116V118H236V116ZM77 116V115H76ZM93 116V114H92ZM96 117V115H94ZM119 116V115H118ZM48 117V115H47ZM81 117V116H80ZM83 117V116H82ZM85 117V116H84ZM83 117V118H84ZM94 117V118H95ZM116 117V116H115ZM112 118L113 120L115 119ZM101 118V117H100ZM103 118V117H102ZM163 118V119H162ZM210 118H218L220 119L217 123L211 125L210 127H208L207 129H203L200 126H196L197 122H204ZM59 119V118H57ZM77 119V118H76ZM81 119V118H80ZM90 119H92L91 115H90ZM98 119V118H97ZM79 120V118L77 119ZM85 120V119H83ZM96 120V118H95ZM80 121V120H79ZM87 121V119H86ZM88 121H89V116H88ZM94 121V119H93ZM104 121V120H103ZM64 122H66L64 120ZM76 122V121H75ZM106 122V121H105ZM114 122V121H113ZM130 122V121H128ZM127 122V123H128ZM50 123V122H49ZM53 122H51L52 124ZM67 123V122H66ZM86 123V122H85ZM91 122H88L86 126V128H88V125L90 126ZM140 123V121L138 122ZM157 123V124H158ZM50 124V125H51ZM61 124V122H60ZM96 124V125H95ZM109 125H111L108 122ZM122 124V123H121ZM130 124L129 126H134ZM158 124V125H159ZM65 125V124H64ZM63 125V126H64ZM67 125V124H66ZM78 125V124H77ZM93 125L98 126L97 123H93ZM108 125V126H109ZM113 125V124H112ZM127 124H125L126 126ZM55 126V125H54ZM57 126V125H56ZM84 126V125H83ZM82 126V127H83ZM107 126V125H106ZM107 126V128H108ZM116 126V125H115ZM114 126V127H115ZM128 126V127H129ZM77 127V126H76ZM75 127V128H76ZM110 127V126H109ZM160 127V126H159ZM63 128V127H62ZM71 128V127H67ZM74 128V126L70 129L72 130ZM80 128V127H79ZM85 128V127H84ZM95 129V127H93ZM98 128V127H97ZM96 128V129H97ZM102 128V127H101ZM105 128V127H104ZM113 128V127H110ZM116 128V127H115ZM66 129V128H65ZM77 129V128H76ZM75 129V131H76ZM91 129V128H90ZM95 129V130H96ZM82 130V129H81ZM80 130V131H81ZM86 130V129H85ZM84 130V131H85ZM101 135L103 131V128L101 129ZM122 130V129H121ZM129 130V129H128ZM127 130V131H128ZM131 130V129H130ZM74 131V133H75ZM78 131V130H77ZM100 131V127L99 130ZM112 131V130H111ZM135 131V130H134ZM139 131V130H138ZM137 131V132H138ZM51 132V131H50ZM69 132V130H68ZM79 132V131H78ZM82 132V131H81ZM79 133L78 136H80ZM97 133V130L95 131ZM95 132H92L94 134H96ZM113 132V131H112ZM119 132V131H117ZM129 132V131H128ZM131 132V131H130ZM136 132V133H137ZM72 134L73 130L71 131ZM64 134V133H63ZM76 134V133H75ZM84 134V133H83ZM118 134V133H117ZM91 135L90 133L88 134V136ZM100 135V132H99ZM104 135V134H103ZM106 135V134H105ZM116 135V133H115ZM95 136V135H94ZM125 136V135H124ZM127 136V135H126ZM86 137V135H85ZM90 137V136H89ZM116 137V136H115ZM97 138V136L95 137V139ZM114 138V137H113ZM118 138V137H117ZM116 138V140H117ZM103 139V138H102ZM110 139V137H109ZM108 139V140H109ZM98 139H96L97 142ZM114 140V141H116ZM68 141V140H67ZM77 141V139L75 140V142ZM99 141H101V138L99 139ZM98 141V142H99ZM123 141V140H122ZM82 142V141H81ZM95 142V141H93ZM102 142H104V139L102 140ZM108 141H105L103 144H105ZM113 142V141H112ZM117 142H119V140H117ZM131 142V141H130ZM109 143V142H108ZM121 143V142H120ZM93 144V143H92ZM91 144V145H92ZM100 143V145H103ZM117 144V143H116ZM129 145V143H126ZM131 144V143H130ZM73 145V144H72ZM94 145V144H93ZM97 145V143L95 144ZM99 145V144H98ZM99 145V147H100ZM108 147H106L107 149L111 148L112 146L109 147V144H105ZM103 145V147L105 146ZM111 145V143H110ZM127 146V145H126ZM90 147V145H89ZM120 147V146H119ZM124 147V146H123ZM91 148V147H90ZM97 148V147H95ZM131 148V146H130ZM100 149V148H99ZM102 149V147H101ZM114 148L110 149L113 151ZM116 149V148H115ZM114 149V150H115ZM119 149V148H118ZM121 149V147H120ZM126 149V148H123ZM90 150V149H89ZM92 150V154H93V148ZM95 150V149H94ZM101 151V150H100ZM99 151V152H100ZM118 151V150H117ZM125 151H128L127 149ZM96 152V150H95ZM98 152V153H99ZM102 152V151H101ZM114 152V151H113ZM89 153V152H88ZM91 153V152H90ZM114 153H118L119 152H114ZM127 153V152H126ZM139 153V151H138ZM141 154V153H140ZM9 155V156H10ZM87 155V154H86ZM89 155V154H88ZM102 155H104V153L102 152ZM8 156V158H9ZM92 156V155H90ZM96 156V155H95ZM115 156V155H114ZM120 156V154H119ZM129 158L130 156L127 155ZM141 156V155H140ZM105 158H107L104 155ZM11 158V157H10ZM9 158V159H10ZM95 157H93L94 159ZM99 158V157H98ZM97 158V159H98ZM100 159V158H99ZM128 159V158H126ZM125 159V160H126ZM90 160V159H89ZM121 161H123V159L120 158ZM132 160V158H131ZM13 160H11L12 162ZM82 161V160H81ZM103 161V160H102ZM109 161V160H107ZM118 161L119 164V159L116 160V162ZM130 161V159H129ZM136 161V160H135ZM142 161V158H141ZM162 161V160H161ZM174 161V162H172ZM88 162V161H87ZM92 162V160H91ZM91 162H88V164H90ZM124 162V161H123ZM163 162V161H162ZM161 162V163H162ZM128 163V162H127ZM142 163V162H139ZM85 164L87 165V163L85 162ZM106 162H105V166H106ZM110 164V163H109ZM154 164V163H153ZM159 164V163H158ZM157 164V165H158ZM117 166V163L115 164ZM129 165V164H128ZM151 165V164H149ZM156 165V166H157ZM160 165V164H159ZM202 165V164H201ZM205 165V163H204ZM16 166V165H15ZM81 166V167H80ZM114 166V164H113ZM85 167V166H84ZM82 167V168H84ZM88 166H86L87 168ZM119 167V166H118ZM138 167V165H137ZM146 167V166H144ZM143 167V168H144ZM160 167V166H159ZM85 168V169H86ZM89 168V167H88ZM103 168V167H102ZM105 168V167H104ZM164 168V167H163ZM93 169V167H92ZM100 169V167H99ZM116 169V167H115ZM146 169V168H145ZM150 169V168H149ZM152 169V168H151ZM84 170V169H83ZM87 170V169H86ZM89 170V169H88ZM91 170V169H90ZM103 170V169H102ZM105 170V169H104ZM119 170V169H118ZM133 170V169H132ZM181 170V169H180ZM101 171V170H100ZM112 172V170H110ZM114 171V169H113ZM134 171V170H133ZM145 171V170H144ZM158 171V170H157ZM163 171V170H162ZM165 171H167L165 169ZM90 172V171H89ZM108 171L103 172L102 174L97 176L98 181H104L107 179L108 175L111 173ZM118 172V171H117ZM114 171V174L117 173ZM121 172V171H119ZM118 172V173H119ZM123 172V171H122ZM176 172V170H175ZM183 172V171H182ZM85 172H82V174H84ZM96 173V172H95ZM113 173V172H112ZM133 173V172H132ZM137 173V172H136ZM151 173V172H150ZM92 174V172L90 173ZM113 174V175H114ZM144 174L146 175L147 173L144 172ZM153 174V173H152ZM151 174V175H152ZM177 174V172H176ZM120 175V174H119ZM142 175V176H145ZM150 175V176H151ZM157 177L159 176L158 174H155ZM174 175V174H173ZM182 175V174H181ZM180 175V176H181ZM84 176V175H83ZM118 176V175H117ZM124 176V175H123ZM129 176V175H128ZM131 176V175H130ZM153 176V175H152ZM166 176V175H165ZM170 176V174H169ZM172 176V175H171ZM177 176V175H176ZM179 176V175H178ZM177 176V177H178ZM179 176V177H180ZM199 176V175H198ZM88 177V176H87ZM112 177V176H111ZM127 178V176H125ZM133 177V176H132ZM131 177V178H132ZM136 177V176H135ZM138 177V176H137ZM182 177V176H181ZM180 177V178H181ZM190 177V176H189ZM191 177V178H192ZM82 178V177H81ZM80 178V179H81ZM86 178V177H85ZM123 177L120 176L119 180H122ZM131 178H128L131 180ZM134 178V177H133ZM147 178L148 177H144ZM152 178V177H151ZM164 178V177H163ZM162 178V179H163ZM166 178V177H165ZM170 177H168L169 179ZM179 178V179H180ZM192 178V180H193ZM228 178V177H227ZM84 179V178H83ZM82 179V181H83ZM112 180V178H110ZM125 178H123L124 180ZM127 179V181H128ZM172 179V178H171ZM175 179V177H174ZM178 179V178H177ZM189 179V178H188ZM85 180V179H84ZM115 180L113 178V182H115ZM118 180V181H119ZM122 180V181H123ZM142 180V179H141ZM150 180V178H149ZM155 180V179H154ZM153 179H151L148 182H152L154 181ZM167 180V179H166ZM170 180V179H169ZM191 180V179H190ZM117 181V182H118ZM135 181V180H134ZM140 181L139 180H136ZM144 181V180H142ZM146 181V180H145ZM175 181H177L175 179ZM202 181V184H203ZM59 182V183H58ZM75 182V183H74ZM92 182V181H91ZM112 182V181H111ZM129 182V181H128ZM141 182V181H140ZM157 182V181H156ZM161 182V181H160ZM184 182V180H183ZM197 182V181H196ZM195 182V183H196ZM208 181L206 180V183ZM133 183V181L131 182V184ZM138 183V182H137ZM136 183V184H137ZM145 183V182H144ZM155 183V182H154ZM159 183V182H158ZM157 183V184H158ZM168 184V182H166ZM176 183V182H173ZM172 183V184H173ZM205 183V184H206ZM216 183V182H215ZM214 183V184H215ZM75 184V185H74ZM87 184V183H86ZM115 184V183H114ZM130 184V185H131ZM142 184V182H141ZM160 184V183H159ZM170 184V183H169ZM168 184V185H169ZM170 184V185H172ZM179 184V183H178ZM177 184V185H178ZM186 184H188L186 182ZM208 184V183H207ZM128 185V183H127ZM128 185V187L130 186ZM134 185V184H133ZM139 183L136 185L138 187ZM150 185V184H148ZM181 185V184H180ZM194 185V184H193ZM196 185V184H195ZM199 185V184H198ZM198 185H196V192L197 189L200 187H198ZM211 185V184H210ZM209 184L207 186H210ZM213 185V184H212ZM82 186V187H81ZM88 186V185H86ZM116 185L113 186V188ZM123 186V185H122ZM135 186V187H136ZM140 186V185H139ZM147 186V185H146ZM145 186V188H146ZM153 186V185H152ZM158 186V185H157ZM175 186V185H173ZM205 186V185H204ZM214 186V185H213ZM212 186V188H213ZM112 187V186H111ZM136 187V188H137ZM185 187V185H184ZM202 187V186H201ZM206 187V186H205ZM204 189L206 190L207 188ZM218 187V186H217ZM221 187V186H220ZM225 187V186H224ZM63 188V187H62ZM86 188V187H85ZM107 186L104 183H100V184H96L93 188L92 191L88 190L89 192L87 194H99L98 196H101V194L105 193ZM112 188V189H113ZM130 188V187H129ZM128 188V189H129ZM134 188V186H133ZM135 188V189H136ZM144 188V189H145ZM157 188V187H155ZM159 188V187H158ZM170 188V187H169ZM183 188V187H181ZM188 188V186H187ZM184 188V189H187ZM209 188V187H208ZM216 188V186H215ZM79 189V191H80ZM111 189V188H110ZM116 192L117 191L120 193L121 190H117L116 188H114ZM113 189V190H114ZM127 189V186H126ZM132 189V188H131ZM130 189V191H131ZM134 189V190H135ZM138 189V188H137ZM211 189V188H210ZM221 189V188H220ZM82 190V189H81ZM142 190V189H141ZM147 190V188L145 189ZM199 190V189H198ZM213 190V189H212ZM222 190H225L224 188H222ZM221 190V191H222ZM226 190V191H227ZM53 191V190H52ZM75 189L74 192L76 194ZM78 191V192H79ZM87 191V190H85ZM84 191V192H85ZM109 191V190H108ZM107 191V192H108ZM112 190H110L111 192ZM148 191V190H147ZM159 191V190H156ZM195 191V189H194ZM201 191V190H200ZM207 191V192H206ZM205 192H203L204 194L208 193V189ZM214 191V190H213ZM230 191V190H229ZM54 192V191H53ZM125 192V191H124ZM123 192V193H124ZM128 193V191H126ZM125 192V193H126ZM133 192V191H132ZM169 192V191H168ZM185 191L183 190V193ZM190 192V191H189ZM215 192V191H214ZM224 192V191H223ZM223 192L221 194H223ZM233 192V191H232ZM80 193V192H79ZM78 193V195H79ZM83 193V192H82ZM131 193V192H130ZM138 193V192H135ZM158 193V192H157ZM160 193V192H159ZM186 193V192H185ZM202 193V192H200ZM212 193V192H210ZM218 193V192H217ZM70 193L67 194V196H69ZM73 194V193H71ZM144 194V192H143ZM180 194V193H179ZM182 194V191H181ZM189 194V193H188ZM214 194V193H213ZM225 194L227 195V193L225 192ZM230 194H232L230 192ZM229 194V195H230ZM237 194V193H236ZM59 195V194H58ZM89 195H86V202L90 203L89 207L91 209H93L92 207H94V205H98L95 204L97 202V200L99 198H90L88 197ZM199 195V193L197 192V194L195 196ZM6 196V194H5ZM67 196H64L65 198ZM91 196V195H90ZM112 196V195H111ZM152 196V195H151ZM180 196V195H178ZM184 196V195H183ZM222 196V195H221ZM224 196V195H223ZM231 196V195H230ZM229 196V197H230ZM39 197V194H38ZM63 197V196H62ZM82 197V196H81ZM132 197V196H131ZM228 197V196H227ZM237 197V196H235ZM234 197V198H235ZM240 197V196H239ZM59 198V197H58ZM68 198V197H67ZM70 198V197H69ZM151 198V197H150ZM182 199V197H180ZM191 198V196H190ZM197 198L199 199L200 197L197 196ZM196 198V199H197ZM23 199H25L26 201L30 202L32 207L38 211H42L40 212V216L42 217V221L43 219H52V222L48 223V225L45 227L46 233L48 234V236L50 237V239L52 240V249L50 251V253L48 254V264H61L62 260H63V254L64 251L66 250V247L68 245L69 242L72 241V239L74 238L73 234H71L70 232H66L65 229L63 230V226L64 224H68L71 223L72 224H77L79 222L77 216L81 214L77 215L76 209H74L75 211H71L68 215V219H67V214L65 215V213H63L66 216V220L63 219L62 217L55 216L53 214H51L49 211L44 212L43 211V207L41 206V204L38 203H34L31 201V199L28 196H23ZM40 199V198H39ZM112 199V198H111ZM152 199V198H151ZM150 199V200H151ZM176 199V198H175ZM187 199V198H186ZM201 199V198H200ZM206 199V198H205ZM224 199V198H223ZM45 200V199H44ZM58 200V199H57ZM72 200V198L70 199ZM119 200V199H118ZM135 200V199H134ZM139 200V199H138ZM136 200V201H138ZM158 200V199H157ZM172 200V199H171ZM177 200V199H176ZM175 200V201H176ZM188 200V199H187ZM241 200V199H239ZM245 200V201H246ZM108 201V200H107ZM122 201V200H120ZM156 201V200H154ZM160 202L162 200H159ZM165 201V200H163ZM173 201V200H172ZM171 201V202H172ZM190 201V200H189ZM198 201V200H197ZM207 201V200H206ZM244 201V200H242ZM49 202V201H48ZM55 202V201H54ZM59 202V201H58ZM77 202L79 203H83V201L77 200ZM100 202V201H99ZM102 202H106L103 201ZM102 202H100L102 204ZM109 202V201H108ZM112 202V201H111ZM110 202V203H111ZM132 202V201H131ZM159 202V203H160ZM205 202V200H204ZM220 202V201H219ZM222 202V201H221ZM53 203V201H52ZM61 203V200H60ZM68 203V202H67ZM71 203V202H70ZM127 203V202H126ZM137 203V202H136ZM140 203V202H139ZM218 203V202H217ZM216 203V204H217ZM240 203V201H239ZM46 204V203H45ZM84 204V203H83ZM82 204V206H83ZM106 204V203H105ZM142 204V203H141ZM182 204V202H181ZM198 203L196 202V205ZM200 204V203H199ZM222 204V203H221ZM224 204V203H223ZM241 204V203H240ZM47 205V204H46ZM52 205V204H51ZM58 205V204H57ZM66 205V204H64ZM85 205V204H84ZM100 205V204H99ZM144 205V204H143ZM200 205H204V204H200ZM206 205V204H205ZM212 205V204H211ZM211 205H207V206H211ZM215 205V202H214ZM242 205V204H241ZM248 204L244 205L247 206ZM250 205V204H249ZM50 206V205H49ZM103 206V205H102ZM128 206V205H127ZM151 205L148 206L151 208ZM166 206V205H165ZM180 206V205H179ZM199 206V205H198ZM196 206V207H198ZM239 206V205H238ZM243 206V205H242ZM262 206V207H263ZM56 207V206H55ZM60 207V206H59ZM66 207V206H65ZM65 207H63L62 209H64V211L66 210ZM69 206H67L66 208H68ZM115 207V206H114ZM146 209L147 206L145 205ZM178 207V205H177ZM213 209L214 207L211 206ZM9 208L11 209V211H13L14 214L17 215L18 217V222H20L23 227L25 228V224H24V220L23 218L20 216V213H18V210L12 208L9 206ZM48 208V206H47ZM81 208V207H80ZM95 208V207H94ZM98 208V207H97ZM102 208V207H101ZM149 208V209H150ZM154 208V207H153ZM201 207L199 206V210ZM208 208V207H207ZM221 208V207H220ZM225 208V207H224ZM239 208V207H238ZM261 208V207H260ZM46 209V208H45ZM59 209V208H58ZM70 209V208H69ZM110 209V208H109ZM152 209V208H151ZM205 209V207H204ZM211 209V208H210ZM263 209V208H262ZM261 209V213L262 210ZM49 210V208H48ZM54 210V209H52ZM73 210V209H72ZM86 210H90V209H86ZM85 210V212H86ZM102 210V209H101ZM203 210V209H202ZM67 211V210H66ZM130 211V210H129ZM133 211V210H132ZM150 211V210H149ZM204 211V210H203ZM208 211V210H206ZM238 211V210H236ZM60 212V209H59ZM57 211V214L59 213ZM69 212V211H68ZM84 212V213H85ZM109 212V211H108ZM140 212V211H139ZM153 212V211H151ZM213 212V211H212ZM259 212L260 216L261 213ZM61 213V212H60ZM83 213V214H84ZM201 213V212H200ZM209 213V212H208ZM207 213V215H209ZM211 213V212H210ZM240 213V212H239ZM256 213V212H255ZM82 214V216H83ZM86 214V213H85ZM103 214V213H102ZM134 214V213H133ZM154 214V213H152ZM205 215V211L203 213ZM216 214V213H215ZM226 214V213H225ZM258 214V215H259ZM263 214V213H262ZM59 215V214H58ZM61 215V214H60ZM135 215V214H134ZM143 215V214H142ZM197 215V214H196ZM212 214H210L211 216ZM227 215V214H226ZM229 216L231 214H228ZM227 215V216H228ZM101 216V215H99ZM114 216V215H113ZM132 216V215H131ZM140 216V215H139ZM216 216V215H215ZM102 217V216H101ZM196 217V216H194ZM209 217V216H208ZM214 218V214L212 216ZM211 217V218H212ZM233 217V215H232ZM263 217V216H261ZM100 218V217H99ZM133 218V217H132ZM190 218V217H188ZM193 218V217H191ZM198 218V217H196ZM195 218V219H196ZM218 218V217H217ZM216 218V222L220 221V225L222 224V222H227V221H222L218 219L217 221ZM220 218V217H219ZM222 218V217H221ZM220 218V219H221ZM231 218V217H230ZM84 219V218H83ZM104 219V218H103ZM203 219V216L199 217V221ZM224 219V218H223ZM245 219V217H244ZM96 220V218H95ZM98 220V219H97ZM102 220V218H101ZM105 220V219H104ZM102 220V221H104ZM188 220V219H186ZM185 220V221H186ZM193 220V219H191ZM198 220V219H197ZM196 220V221H197ZM207 220V219H205ZM208 220H210V217L208 218ZM206 222H209V221ZM214 219H212L213 222ZM257 220V219H255ZM82 221V220H81ZM113 221V219H112ZM150 221V220H149ZM189 221V220H188ZM194 221V220H193ZM195 221V222H196ZM232 221L231 225L232 226ZM89 225H85V222H82V227H84V237L80 239V243L78 244V246L74 249H68V257L70 258V263H76V264H84V263H89V264H105L107 261H109V263L112 262H121V264H183V262H186V258L184 256H176L175 253H171L170 250L168 249V247H159L160 248V253L157 256V258L151 256L149 254V249L144 248L143 247H135L137 244H135L137 241L133 242L132 244H134V247H130V248H125V249H121L120 254L115 258V260H109L106 258V255L108 253V251H111V248L108 247L110 246L108 244V242L110 243V241H115L118 243L117 238L115 239V237L108 235L106 237H104L103 235L99 234V230H100V226L98 223L93 222L91 223V221H89ZM117 221H115V224ZM205 222V223H206ZM211 222V221H210ZM211 222V223H212ZM215 222V221H214ZM215 222V223H216ZM228 222V224L230 223ZM81 223V222H80ZM103 223V222H102ZM111 223V222H110ZM190 223V222H189ZM198 223V222H197ZM204 223V225H205ZM255 223V221H254ZM254 223L252 222V224L254 225ZM65 224V225H66ZM79 224V223H78ZM77 224V225H78ZM113 225H115L114 223H112ZM186 224V223H185ZM191 224V223H190ZM201 224V223H200ZM199 224V225H200ZM210 224V223H207ZM225 224V225H228ZM251 224V223H250ZM259 224V223H258ZM264 224V223H263ZM262 224V226H264ZM101 225V224H100ZM110 225V224H109ZM130 225V224H129ZM133 225V223H132ZM142 225V224H141ZM184 225V224H183ZM195 225V224H194ZM212 225L214 226V224L212 223ZM212 225H209L211 227H213ZM219 225V227H220ZM223 225V224H222ZM224 225V226H225ZM73 226V225H72ZM71 226V227H72ZM189 226V225H188ZM187 226V228H188ZM202 226V225H201ZM207 226V225H206ZM233 226H235L233 224ZM103 227V225H102ZM112 227V226H111ZM152 227V226H151ZM154 227V226H153ZM185 227V225L183 226ZM181 228V233H179V237H182V241L183 238L187 235V231L188 229H193L196 230V228H194V226L192 227L190 225V227L188 229L186 228ZM198 227V226H197ZM200 227V226H199ZM198 227V228H199ZM208 227V226H207ZM218 227V226H217ZM216 226H214L215 230L217 228ZM219 227L217 229H219ZM222 227V226H221ZM236 227V226H235ZM235 227H231L234 228ZM261 227V225H260ZM114 228V227H113ZM197 228V229H198ZM205 228V227H204ZM203 228V229H204ZM230 228V229H231ZM256 228V226H255ZM258 228V227H257ZM109 229V228H108ZM107 229V230H108ZM141 229V228H140ZM208 229V228H205ZM205 229L203 231H205ZM212 229V228H211ZM221 229V228H220ZM224 228H222L223 230ZM234 229H232L234 231ZM244 229V228H243ZM240 229V232H242ZM248 229V227L246 228ZM69 230V229H68ZM112 230L113 229H109ZM200 230V229H199ZM202 230V229H201ZM221 230V231H222ZM250 230V228H249ZM261 230V229H259ZM71 231V228H70ZM112 231H110L109 233H111L112 235L117 234L112 233ZM130 231V230H129ZM152 231V230H151ZM201 231V233L203 232ZM208 231V230H206ZM209 231H211L209 229ZM220 231V230H219ZM232 231V232H233ZM239 231V230H238ZM237 231V232H238ZM246 231V230H245ZM245 231L243 230V232L245 233ZM255 231V230H254ZM263 231V229H262ZM72 232V231H71ZM101 232V231H100ZM123 232V231H122ZM125 232V231H124ZM127 232V231H126ZM125 232V233H126ZM157 232V231H156ZM192 232V231H190ZM195 232V231H194ZM217 232V231H216ZM224 232V231H223ZM231 232V233H232ZM238 232V233H240ZM248 234L249 232L246 231ZM257 232V231H256ZM261 232V231H259ZM108 233V234H109ZM121 233V232H120ZM119 233V234H120ZM124 233V234H125ZM138 234V232H131L129 233L128 236H124L123 239L124 240H129L131 241L132 237L134 236V234ZM162 233V232H161ZM193 233V232H192ZM192 233H189V235H191ZM200 231L197 234H201ZM207 233V232H205ZM214 233V231H213ZM228 233V230H227ZM235 233V232H234ZM237 233V234H238ZM245 233V234H247ZM122 236L124 235L123 233H121ZM121 234L119 236H121ZM128 234V233H127ZM149 234V233H148ZM159 234V233H158ZM177 234V233H176ZM211 234V233H210ZM210 234L209 236H207L206 238H210ZM222 234V233H221ZM230 234V233H228ZM228 234L226 235V237H228ZM251 234V233H250ZM254 233H252L253 235ZM258 234V233H257ZM261 234L264 235L263 232H261ZM140 235V234H139ZM139 235L137 237H139ZM156 235V234H154ZM164 235V234H163ZM162 235V236H163ZM202 235V234H201ZM205 235V234H204ZM213 235V234H212ZM232 235V234H231ZM236 235V233L234 234ZM233 235V236H234ZM103 236V237H102ZM141 236V235H140ZM149 236V235H148ZM157 236V235H156ZM192 236V235H191ZM214 236V235H213ZM213 236L211 237V239L213 238ZM220 237H222L221 235H219ZM232 238L230 239H233ZM251 237V235H249ZM256 235H254L255 237ZM169 237V236H168ZM173 237L175 236H171V239H174ZM196 237V236H195ZM240 237V236H239ZM247 237V236H246ZM119 239L122 237H118ZM134 238V237H133ZM141 238V237H140ZM166 237H163V239H165ZM192 238V237H191ZM201 239H203L202 237H199ZM225 238V237H223ZM235 238V237H234ZM242 238V237H241ZM249 238V237H247ZM253 238V237H252ZM258 238V237H256ZM263 238V236H262ZM113 239V240H112ZM143 239V238H142ZM151 239V238H150ZM162 239V240H163ZM170 239V238H169ZM176 239V237H175ZM179 239V238H178ZM196 239V238H195ZM210 239V240H211ZM229 240V238H227ZM236 239V238H235ZM234 239V240H235ZM246 239V238H244ZM250 239V238H249ZM255 239V238H254ZM77 240V239H76ZM122 240V239H120ZM161 240V239H159ZM168 240V238H167ZM181 240V238H180ZM186 240V239H185ZM188 240V239H187ZM186 240V241H187ZM190 240V239H189ZM192 240V239H191ZM194 240V239H193ZM192 240V241H193ZM198 240V241H197ZM206 240V239H205ZM204 240V241H205ZM209 240V239H207ZM206 240V241H207ZM224 240V239H222ZM226 240V239H225ZM105 241V246L103 245V242ZM197 243H199V245L202 244L203 241H201L200 239H196ZM201 244H200V242ZM215 241V239H214ZM217 241V240H216ZM253 241V240H251ZM250 241V242H251ZM260 241V240H259ZM78 242V241H77ZM120 242V241H119ZM139 242V241H138ZM158 242V241H157ZM156 242V243H157ZM160 242V241H159ZM175 242V241H173ZM185 242V241H183ZM189 242V241H187ZM210 242V243H209ZM208 243L211 244L212 242L209 241ZM231 242V241H230ZM238 242V240H237ZM242 242L241 240L239 241V243ZM246 242H249V240H247ZM254 242V241H253ZM261 242V241H260ZM112 243V242H111ZM123 243V242H122ZM126 243V241L124 242ZM131 243V242H130ZM128 243V244H130ZM164 243V240H163ZM176 243V242H175ZM192 243V245L194 244V242H190ZM207 243V244H208ZM113 244V243H112ZM111 244V245H112ZM127 244V243H126ZM131 244V246H132ZM159 244V243H158ZM186 244V242H185ZM238 244V243H237ZM242 244V243H241ZM240 244V245H241ZM260 245V243H257ZM107 245V247H106ZM115 245V244H114ZM113 245V247H114ZM121 248H122V244ZM160 245V244H159ZM165 245V244H163ZM171 245V243H170ZM175 247V244H173ZM195 245V244H194ZM198 245V246H199ZM236 244H233V246ZM129 246V245H128ZM139 246H142L139 244ZM151 246V245H150ZM149 246V247H150ZM157 246V245H156ZM156 246H153L154 248ZM161 246V245H160ZM167 246V245H166ZM169 246V245H168ZM177 246V244H176ZM186 247H188V245H185ZM204 246V245H203ZM209 246V245H208ZM238 246V245H237ZM258 246V245H257ZM158 247V246H157ZM173 247V246H171ZM193 248H196L195 246H192ZM242 247V246H241ZM240 247V248H241ZM244 247V246H243ZM242 247V248H243ZM118 248V246L116 247ZM153 248V249H154ZM158 248V249H159ZM170 248V247H169ZM192 248V249H193ZM204 248V247H201ZM200 248V249H201ZM209 248V247H208ZM207 248V250H208ZM235 248V247H234ZM239 249V247H237ZM252 248V247H251ZM257 248V247H256ZM256 248L254 250H256ZM115 249V248H114ZM152 249V248H151ZM191 249V250H192ZM199 249V248H197ZM236 249V248H235ZM245 249V247H244ZM249 249V248H247ZM253 249V248H252ZM258 249V248H257ZM113 250V249H112ZM190 250V249H189ZM202 250V249H201ZM199 250L200 253H202V251ZM207 250H205L207 252ZM246 250V249H245ZM250 250V249H249ZM263 250V249H261ZM260 250V252H261ZM116 251V250H115ZM156 251V250H155ZM193 251H195L193 249ZM193 251H190L192 253H194ZM238 251V250H237ZM264 251V250H263ZM262 251V252H263ZM204 252V251H203ZM240 252V258H241V250ZM238 252V254H239ZM244 252V251H243ZM251 252V251H250ZM246 253V252H245ZM182 254V253H181ZM196 254V253H195ZM204 254V253H203ZM205 256V255H203ZM200 257V256H199ZM249 258V257H248ZM247 258V260H248ZM251 258V263L253 264H264V258L260 257V256H252ZM200 259V258H199ZM246 259V258H245ZM203 261V259H202ZM242 262H244L243 260H241ZM193 262V261H191ZM250 262V261H249ZM248 262V263H249ZM241 263V262H240ZM107 264V263H106ZM246 264V263H245Z\"/></svg>","mask_w":264,"mask_h":264},{"label":"clouds","instance_id":"obj_3","mask_svg":"<svg viewBox=\"0 0 264 264\" xmlns=\"http://www.w3.org/2000/svg\"><path fill=\"white\" fill-rule=\"evenodd\" d=\"M191 212L193 207L187 199L182 201V207L167 204L155 214L153 226L162 233L172 236L175 234V229L183 224L184 218ZM202 264H240V256L230 241H215L206 252Z\"/></svg>","mask_w":264,"mask_h":264}]
</instances>
